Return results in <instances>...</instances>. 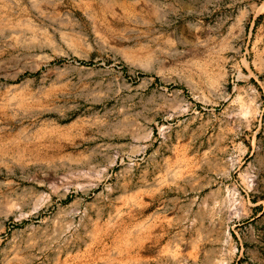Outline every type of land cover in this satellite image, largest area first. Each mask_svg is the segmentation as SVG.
<instances>
[{
    "label": "rangeland",
    "instance_id": "374dc122",
    "mask_svg": "<svg viewBox=\"0 0 264 264\" xmlns=\"http://www.w3.org/2000/svg\"><path fill=\"white\" fill-rule=\"evenodd\" d=\"M0 7V264H264V0Z\"/></svg>",
    "mask_w": 264,
    "mask_h": 264
},
{
    "label": "bare ground",
    "instance_id": "6f19581e",
    "mask_svg": "<svg viewBox=\"0 0 264 264\" xmlns=\"http://www.w3.org/2000/svg\"><path fill=\"white\" fill-rule=\"evenodd\" d=\"M2 9H4V7ZM124 86L125 85H123L122 87ZM125 91L130 94L127 100L129 106L127 107V109H125L126 112L133 114V116L138 117L140 115H145L153 112H166L167 109L172 107V105L170 104L171 102L169 103L167 100L168 95H166L164 92H158L156 90V86L153 85L152 80L141 82L136 86L129 85L125 87ZM30 247L31 244H27L25 246L19 245L12 247L8 252L11 257L8 260L4 261V264H11L13 261L16 260V256L18 254L20 255L19 252L29 249Z\"/></svg>",
    "mask_w": 264,
    "mask_h": 264
},
{
    "label": "trees",
    "instance_id": "16d2710c",
    "mask_svg": "<svg viewBox=\"0 0 264 264\" xmlns=\"http://www.w3.org/2000/svg\"><path fill=\"white\" fill-rule=\"evenodd\" d=\"M77 63H79V64H83L81 61H77Z\"/></svg>",
    "mask_w": 264,
    "mask_h": 264
}]
</instances>
